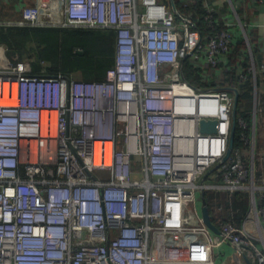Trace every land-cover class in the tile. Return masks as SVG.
<instances>
[{
	"label": "built area",
	"instance_id": "built-area-1",
	"mask_svg": "<svg viewBox=\"0 0 264 264\" xmlns=\"http://www.w3.org/2000/svg\"><path fill=\"white\" fill-rule=\"evenodd\" d=\"M204 6L207 36L163 0L20 7L9 23L112 29L115 54L104 78L90 80L34 73L0 47V264H236L247 251L264 264V176L254 161L264 62L248 53L252 121L236 116L248 157L233 145L213 169L231 130L235 86L221 70L233 36ZM202 119L215 131H202ZM201 187L247 192L241 224L221 220L224 235L213 233Z\"/></svg>",
	"mask_w": 264,
	"mask_h": 264
},
{
	"label": "trees",
	"instance_id": "trees-1",
	"mask_svg": "<svg viewBox=\"0 0 264 264\" xmlns=\"http://www.w3.org/2000/svg\"><path fill=\"white\" fill-rule=\"evenodd\" d=\"M171 8L170 0H163ZM181 13H192V19L204 36L211 33L204 27L202 17L205 15V0H195L193 6L187 0H174ZM216 17L214 11H211ZM21 15L20 10H14L6 20L16 21ZM3 20V19H1ZM218 22V28H224ZM254 64H260L257 58V48L251 46ZM0 47L12 59H27L32 71L39 74L62 73L81 79H102L114 60L115 32L109 28L96 27H60V26H32L17 23L0 22ZM80 48L83 53L75 50ZM250 59L247 51V41L240 35H233V41L228 52L227 62L221 70L224 82L234 85L239 90L237 114L252 120V77L248 73ZM184 69L188 71L187 60ZM80 73V76L77 75ZM245 76V77H244ZM187 80L197 84L195 79L186 75ZM259 79V78H258ZM213 85L212 82L204 84ZM215 85V83H214ZM261 102V103H260ZM259 103L264 107V99ZM259 108V106H258ZM258 114V113H257ZM241 129L236 128L234 145L246 148L239 140ZM264 150V136L259 129L255 131V172L256 176H264V157L260 153ZM209 213L212 222L231 221L240 225L250 208L249 195L245 191L228 192L226 190L208 189L205 191Z\"/></svg>",
	"mask_w": 264,
	"mask_h": 264
},
{
	"label": "crops",
	"instance_id": "crops-1",
	"mask_svg": "<svg viewBox=\"0 0 264 264\" xmlns=\"http://www.w3.org/2000/svg\"><path fill=\"white\" fill-rule=\"evenodd\" d=\"M35 2L36 0H16L12 4V8L8 7L9 11L6 16H10L14 10H20L23 4ZM206 2L210 9L213 10L215 14L217 13V21L224 24V28L228 29L232 36L240 35L247 41L248 53L251 52L248 40L251 46L253 45V47L255 46L257 48L256 56L260 60V64H262L264 62V0H206ZM5 21L6 19H0V22ZM258 95L259 101L260 97L264 99L263 84L259 85ZM260 103L258 105V114L254 120V126L255 131L259 129L264 136V107H262ZM220 248L216 251L219 255H221V250L225 249V247H222L223 249ZM231 259H233L232 254ZM236 264H245L244 256L241 259L238 258Z\"/></svg>",
	"mask_w": 264,
	"mask_h": 264
},
{
	"label": "water",
	"instance_id": "water-1",
	"mask_svg": "<svg viewBox=\"0 0 264 264\" xmlns=\"http://www.w3.org/2000/svg\"><path fill=\"white\" fill-rule=\"evenodd\" d=\"M171 4V9L174 11L176 14V17L179 19H182L185 21V16L178 10L176 7L175 1L170 0ZM77 53H83V50L80 48H77L75 50ZM233 92V105H232V122H231V130L229 134V142H228V148L227 152L222 158V160L213 167L215 169L222 161L226 160L227 157L230 155L233 145H234V137H235V132H236V116H237V109H238V103H239V90L237 87H232L231 88ZM215 120H205L202 119L200 121V128L202 131L206 132H214L215 131ZM211 169L210 172L213 170ZM200 202H201V207H200V213L202 217V222L215 234L218 235H224V232L211 220L210 213H209V208H208V203L205 198V189L203 187L200 188ZM243 256L245 259V264H252V261L250 258L247 257L246 253L243 252Z\"/></svg>",
	"mask_w": 264,
	"mask_h": 264
},
{
	"label": "rangeland",
	"instance_id": "rangeland-1",
	"mask_svg": "<svg viewBox=\"0 0 264 264\" xmlns=\"http://www.w3.org/2000/svg\"><path fill=\"white\" fill-rule=\"evenodd\" d=\"M16 0H0V19H6L7 18V13L9 11L8 7H11L12 8V4L15 2ZM6 23H9V22H12L10 20H6L5 21ZM77 75L80 76V73H78ZM250 152V148L247 150V149H244V153L247 155V153ZM248 157V155H247ZM230 249H228L226 256H228L230 254ZM247 255H249V251H247ZM191 258H195L194 255L191 256Z\"/></svg>",
	"mask_w": 264,
	"mask_h": 264
}]
</instances>
